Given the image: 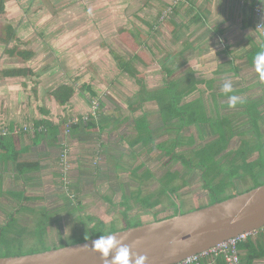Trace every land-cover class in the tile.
Wrapping results in <instances>:
<instances>
[{
	"label": "rangeland",
	"instance_id": "1",
	"mask_svg": "<svg viewBox=\"0 0 264 264\" xmlns=\"http://www.w3.org/2000/svg\"><path fill=\"white\" fill-rule=\"evenodd\" d=\"M129 1L130 6L127 8ZM131 1L4 0V10L0 14V37L4 36V27L10 26L14 29L15 40L8 44L0 41V78L1 70L28 67L34 75L18 79L21 82L24 81L25 87H27L25 93L30 98V104H36V95L34 96L33 90L36 93L39 88L42 91L44 89L52 91L59 84H66L73 89L70 104L73 106L72 100L79 97L83 101L82 105L86 110L84 111L82 108L81 115L94 114L107 121L108 124L104 125L102 130L96 128L90 131L85 145L87 149L98 148L99 144L102 145L100 151H103V155L105 154L103 160L95 155H89V153H86L85 157L82 156L84 153L78 152L75 143L68 144V136L63 137L61 141L67 146V155L61 159L59 168L61 173L59 178L61 186V223L59 226H61V232L51 233L49 240L40 242L38 238L41 232H31L27 227V234H24L25 237L20 240V243L12 245L10 250L0 248V257H7V254L25 255L50 250L61 247V243L69 245L74 238L84 237V228L92 226L89 218L101 220L107 225L113 223L117 228L120 227L122 225L121 213L126 209L125 205H121L124 201L122 196L128 197V205H134V200L129 199V196L133 195L132 193L138 187V183L133 181L125 169H132L140 163L144 165L140 172L147 168L152 173V178L143 187L142 195L155 190L159 186V179L167 171H177L179 176L188 181V186L179 192L183 200L190 201V205H202L206 202L207 194L201 188L199 171H189L180 164L179 160H171L162 150L156 149L155 145L174 137L176 132L169 131L165 134L161 129L156 103L154 101L141 102L140 99L143 97L138 95L140 87L135 83L134 78L118 69L112 55L113 52L125 61L129 56H132L127 53L130 52L134 56L139 53L138 57L141 56V60L134 58L132 66L138 72L137 78L148 89L159 86L162 79H165V73L159 69L157 61L162 59L167 52L173 51L174 46L170 45L165 37L156 35L157 23L154 18L159 10L156 0ZM166 10L168 8L164 7L159 17L161 16L163 19L170 17L172 13L163 17ZM150 25L151 28H149ZM235 27L237 28L239 25H231L233 31L238 30L234 29ZM121 30L129 31L137 41H141L142 37L146 38L147 36L144 41L147 48L136 45V49L131 50L120 39ZM242 34L244 35L241 36L243 40L235 39L229 42L232 46L228 50L230 53L228 58L240 55L241 47L242 53L246 52L249 47L251 49V43L243 38L246 35H249L254 42L260 40L251 28L243 31ZM14 45H17L21 50L32 51L33 57L29 61L23 62L18 57L6 54L7 50ZM203 58V56H187L184 58L187 61L184 67L189 66L195 70L194 78L196 80L202 83L206 82V84L212 80L210 82L212 85L206 86L200 82L196 86L197 90L184 98L182 102L200 98L205 105L207 115L213 121L216 118L227 117L234 134L229 140L228 149L238 148L241 140L250 141L251 144L255 143V132L248 116L241 113V108L238 105L235 107L226 105L229 104V95H237L241 100H255L262 97V109H264V80L260 79L259 74L255 72L254 63H247L243 56L242 59L234 61V66H238L236 75L233 72L218 75L213 71H216L218 64L222 61L219 58H212L213 60H210V64L207 65V63L201 62ZM228 58H223V60L226 61ZM227 68L224 65L218 69ZM182 75L183 72L180 70L176 74H171L172 79H177ZM226 80H231L233 84V93L228 95L221 90ZM6 85L3 83L2 86ZM7 86L8 89L16 91L15 85ZM240 90L244 91L239 92ZM91 92L95 95L92 96ZM86 99L95 102L94 112ZM82 105L79 104V107L81 108ZM262 113L263 118L258 122L257 130L262 135L260 142L264 144V110ZM142 114L147 116L146 121L155 131V140L144 147L139 145L130 148L129 142L136 137L134 120ZM76 117L77 115L69 119ZM213 131L207 125L199 129L192 126L183 128L179 132V136H193L198 143L205 144L217 137ZM166 144L169 145V143ZM189 150L188 146H182L177 147L174 151L188 155ZM71 154L73 155L72 160ZM258 157L259 153L256 151L249 161H256ZM262 157L264 159V149ZM80 162H82L80 165H83L81 171H83L84 182H80V178L77 181L76 173L72 172ZM97 165L100 168L94 170ZM116 167L122 170H116ZM254 173L255 176H249L244 183L236 178L238 192L253 188L255 183L262 184L264 163ZM159 209L161 206L156 207L154 211ZM184 211L187 212L186 209ZM184 211L182 212L184 213ZM127 214L129 218L138 217L144 223L153 219L152 214L142 209L138 204L132 207ZM164 214L167 213H160L158 217H162ZM15 228L16 231L20 230L18 227ZM58 234L60 235L57 242L54 239L58 237Z\"/></svg>",
	"mask_w": 264,
	"mask_h": 264
},
{
	"label": "crops",
	"instance_id": "2",
	"mask_svg": "<svg viewBox=\"0 0 264 264\" xmlns=\"http://www.w3.org/2000/svg\"><path fill=\"white\" fill-rule=\"evenodd\" d=\"M156 3L159 8L154 18L157 23L156 35L165 37L174 49L157 61L159 69L165 73V79H162L161 84L154 89L165 86L172 80L171 74H176L179 70L190 68L195 72L192 67H184L187 62L184 58L187 56H203L205 59H201V62L207 65L210 64V60L219 58L222 62L213 73L220 75L233 72L236 75L238 66H234V61L242 59L243 56L246 58L250 47L244 53L241 47L240 55L228 58L230 56L228 50L232 46L229 42L235 39L243 40L242 32L248 28L253 30V8L259 6L264 11L263 0H188L173 7L170 17L163 19L159 17V14L164 7L171 5L172 0H156ZM129 6L130 1L127 3V8ZM234 24L239 25L234 28L238 29L236 31L231 28ZM146 38L142 37L141 40L144 48H147L144 42ZM243 38L249 43L253 40L249 35ZM124 48L128 49L125 46ZM127 55H132L127 59L132 62L134 54L129 52ZM223 58L228 59L224 61ZM178 64L184 68L182 70L176 68ZM223 64L228 68L218 69L224 66ZM5 70L8 69L3 71ZM3 71L1 70L2 73ZM168 71H171L170 75ZM210 82L212 80H209L208 84L201 83L211 86ZM3 83L12 87L15 85L16 91L8 89L7 85L2 86ZM0 84V238L3 232L10 237L13 236L15 227L24 230L27 234V227H29L31 232H41L38 241L43 242L49 240L51 233L61 232L59 156L61 141L64 137L63 123L72 116L81 115V109L85 111L86 108L82 105L83 101L80 97L75 99L76 101L72 100L73 106L70 104L72 97L61 106L50 97L49 89L42 91L40 88L37 89V93L33 90L34 96L36 95V104L32 105L29 96L25 93L27 87L24 81L1 74ZM79 104L82 105L81 108ZM141 116L147 119L145 114L139 117ZM40 121L43 125L50 127L45 129L48 130L45 133H40V129L37 133L34 131V124ZM103 123L108 124L105 120ZM89 135L90 133L79 130L68 136V144L75 143L78 152L84 153L82 154L84 157L86 153L93 155L98 151L100 144L98 148L87 149L86 137ZM104 155L100 157L102 160L105 159ZM82 162L72 171L76 173L77 181L81 179L80 182H84L83 171H81L83 165H80ZM73 163L74 160L72 167ZM11 222L13 223L9 228ZM59 235L54 239L57 242ZM249 241V245L238 249L241 264H264V229L256 231ZM203 264L225 263L221 257H206L203 259Z\"/></svg>",
	"mask_w": 264,
	"mask_h": 264
},
{
	"label": "trees",
	"instance_id": "3",
	"mask_svg": "<svg viewBox=\"0 0 264 264\" xmlns=\"http://www.w3.org/2000/svg\"><path fill=\"white\" fill-rule=\"evenodd\" d=\"M3 10L4 0H0V14L3 13ZM3 32L4 36L0 37V41L2 43L8 44L15 40V33L12 27L5 26ZM120 35V39L126 46L131 48V50H135L136 45H141V41H137L135 37L133 38V36L130 35L129 31L121 30ZM125 35L126 37H124ZM262 51H264V39H260L259 42L251 41V49L246 53L247 63L253 64L256 55ZM6 54L11 57H18L23 62H27L31 59V57H33L32 51L21 50L17 45H14L11 49L7 50ZM112 55L116 60L118 69L134 78L135 83L140 87V92L138 93V95L143 97V99H140L141 102L151 100L155 101L158 107V113L162 127L161 129L164 130L165 134L167 132L169 133V131L176 132V135L174 137L169 138L165 142L155 145L156 149L162 150L166 156H169L171 158V160H179L180 164L189 171H199L201 188L207 194L206 202L202 205H190V201L186 202L183 200L179 192L188 186V181L185 178L179 176V173L177 171H167L159 179V186L155 190L149 192L146 195H142L144 192L143 187L152 178V173L147 168L143 169L140 172V170L144 166L142 163H140L139 165L134 166L132 169H125L128 172L129 176H131L133 181L138 183V187L132 193L133 195L129 196V199L134 200V205H128V197L122 196L124 201L121 205L126 206L125 211L121 213L122 225L117 228L113 223L107 225L101 220L89 218L92 226L85 227L83 230L85 231L84 237L74 238L71 244H76L85 240H89L91 238L99 237L100 235L110 234L118 230H123L129 227L143 224L144 222H141L138 217L129 218L127 214V212L137 204L140 205L142 209H145L152 214L153 219L151 221H153L183 214L182 211H184L185 209L187 210V212H189L206 205L233 197L234 195L241 193L237 191L235 181L236 178H239L241 183H244L245 180L249 178V176L254 177V171L261 168L262 163H264V159L262 157L264 144L260 142L262 135L257 130L258 122L263 118L262 111L264 109H262V97L255 100L244 99L242 100L243 103L237 104L241 108V113L246 114L250 119L252 129L255 132L256 136L255 143L251 144L250 141L241 140L238 148L228 149L229 140L234 136V134L232 133V129L227 117L225 116L218 119L216 118L213 121L207 115L205 105L200 98L185 103L182 102L184 98L197 90L196 86L200 83V81L194 78V72L191 71L190 68L182 70V76L178 77L177 79L168 81L165 86L161 88L158 87L155 89H148L142 83V81L137 78L138 72L132 66L131 60L124 61L122 57L115 55V53L113 52ZM139 55V53H137L135 56L133 55V59H140L141 56L138 57ZM181 66V64H178L176 68H181ZM167 73L168 75H170L171 71H168ZM2 74L5 77L13 78H28L34 75V73L28 67L8 69L3 71ZM243 91L244 90H240L239 92ZM91 94L92 96L95 95L93 92H91ZM49 95L59 105L63 106L71 99L73 95V89L66 84H59L55 89L50 91ZM87 102L88 104H90V99H88ZM226 105L229 106V104ZM97 114L99 115V113ZM81 117L82 115L77 116L78 119H81ZM101 119L102 118H99V116L97 117L91 114L88 115V119L86 121L80 120V122L76 124H70V119H67L63 123L64 137L71 136L75 132H79V130L85 131V133H90V131L96 128L98 130H102L104 125L102 122L104 120ZM42 123L43 122L40 121L34 124V131L36 133L38 132V129H40V133H45L46 131H48L45 129L50 128L48 125H43ZM40 124H42V126H40ZM206 125L210 127L212 131L214 130V134H217V137L210 142H207L205 144L201 142L198 143L193 138V136H179V132L183 128L195 126L197 129H199ZM134 128L136 130V137L129 142L130 148L138 147L139 145L144 147L155 140V131H153L150 124L146 121L145 116H141L134 120ZM65 129L69 130L68 135L65 134ZM4 133L7 134L6 132ZM240 135L242 134L240 133ZM86 139H88V137H86ZM166 143H169V145H167ZM62 144L63 143H61V146ZM182 146H188L190 148L188 155L179 154L174 151L177 147ZM100 150H102V145L98 148V151L93 153V155L100 158L103 154V151ZM256 151L259 153L258 159H256V161H249V158ZM99 168V165H97L94 170H97ZM118 169L121 168L116 167V170ZM258 185V183H255L253 188ZM250 189H247L246 191ZM105 199L109 200L107 197H105ZM159 206H161V209L154 211V209ZM164 212H166L167 214H164V216L162 217H158V214ZM12 223L13 222L9 224V228L12 226ZM24 234L26 233L22 229H20L19 231H15L13 233V236L11 235V237L7 234H4L3 232L2 238H0L1 248L10 250L12 245L20 243V240L25 237ZM250 237L251 236H249L245 241L239 243L237 248L241 249L242 247L249 245ZM66 245L67 244L61 243V247ZM12 255L17 256L20 254H7L6 256ZM221 258L223 260V257ZM223 262L225 263L224 260ZM201 264H203V260L201 261Z\"/></svg>",
	"mask_w": 264,
	"mask_h": 264
},
{
	"label": "water",
	"instance_id": "4",
	"mask_svg": "<svg viewBox=\"0 0 264 264\" xmlns=\"http://www.w3.org/2000/svg\"><path fill=\"white\" fill-rule=\"evenodd\" d=\"M263 227L264 183L196 210L110 234H116L117 239L126 237L123 243L134 254L147 256L148 264H178ZM97 238L31 254L0 257V264H106L92 250V240Z\"/></svg>",
	"mask_w": 264,
	"mask_h": 264
},
{
	"label": "clouds",
	"instance_id": "5",
	"mask_svg": "<svg viewBox=\"0 0 264 264\" xmlns=\"http://www.w3.org/2000/svg\"><path fill=\"white\" fill-rule=\"evenodd\" d=\"M254 70L259 74L260 79L264 80V51L258 53L254 58ZM221 90L225 94L232 93L233 84L231 80H226ZM228 101L230 107L243 103L237 95H229ZM124 239L126 237L117 239L116 234L100 235L99 238L92 240V250L99 254L106 264H109L110 257V264H148V257L134 254L131 248L123 243Z\"/></svg>",
	"mask_w": 264,
	"mask_h": 264
},
{
	"label": "built area",
	"instance_id": "6",
	"mask_svg": "<svg viewBox=\"0 0 264 264\" xmlns=\"http://www.w3.org/2000/svg\"><path fill=\"white\" fill-rule=\"evenodd\" d=\"M188 0H172V3L170 6H168V10L165 11L163 17L166 16V14L172 13L173 7L178 5L180 2H187ZM254 13V27L253 30L257 34V36L260 39H264V11L261 7L257 6L253 9ZM90 105L92 107V112H94V109L96 108L95 102H90ZM98 109V108H97ZM96 112V111H95ZM88 115L85 116L82 115L81 119L73 118L70 119V124H76L81 121H86L88 119ZM94 116V114H91ZM65 134H69V130L65 129ZM61 154H60V163L61 159L65 158L67 155V146L66 144H62L61 146ZM264 229V227L262 228ZM255 232L251 233H244L237 237L231 238L227 240L226 242H223L221 244H218L198 255H194L190 258H187L183 260L182 262L178 264H201V261L205 259L206 257H223V260L226 264H241L238 254V244L245 241L249 236H252Z\"/></svg>",
	"mask_w": 264,
	"mask_h": 264
}]
</instances>
